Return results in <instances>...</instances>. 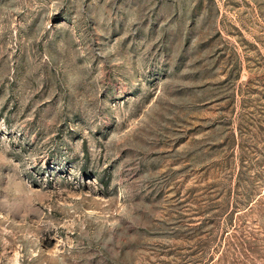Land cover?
Listing matches in <instances>:
<instances>
[{"label":"rangeland","instance_id":"rangeland-1","mask_svg":"<svg viewBox=\"0 0 264 264\" xmlns=\"http://www.w3.org/2000/svg\"><path fill=\"white\" fill-rule=\"evenodd\" d=\"M235 234L264 248V0H0V264H220Z\"/></svg>","mask_w":264,"mask_h":264},{"label":"trees","instance_id":"trees-1","mask_svg":"<svg viewBox=\"0 0 264 264\" xmlns=\"http://www.w3.org/2000/svg\"><path fill=\"white\" fill-rule=\"evenodd\" d=\"M235 236V241L229 244V249L221 257L220 264H256L261 248L258 237H247L244 234Z\"/></svg>","mask_w":264,"mask_h":264}]
</instances>
